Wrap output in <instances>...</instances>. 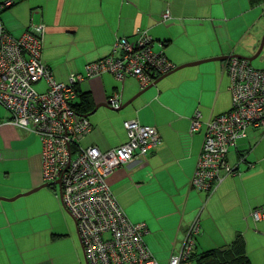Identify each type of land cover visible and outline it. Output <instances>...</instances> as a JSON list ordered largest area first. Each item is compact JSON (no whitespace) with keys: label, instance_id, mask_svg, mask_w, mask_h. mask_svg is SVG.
<instances>
[{"label":"crops","instance_id":"crops-1","mask_svg":"<svg viewBox=\"0 0 264 264\" xmlns=\"http://www.w3.org/2000/svg\"><path fill=\"white\" fill-rule=\"evenodd\" d=\"M6 1L12 5L0 11V22L11 36L44 27L41 61L59 83H67L71 74L83 75L87 64L110 55L117 38L134 41L137 29L165 44L162 49L173 69L200 62L145 91L135 78L119 81L109 73L78 83L74 107L88 115L91 125L79 145L102 153L121 146L127 141L125 121L156 128L160 144L146 157L117 168L105 181L129 221L146 225L143 241L158 264H169L181 251L195 222L196 256L216 250L228 258L234 241L241 238L249 263L264 264V220L251 216L255 209L264 211V131H250L232 155L230 149L228 164L235 174L210 193L191 187L204 138L203 126L191 132L192 119L199 114L206 123L230 109V79L223 65L231 57L248 59L256 54L264 35V3L0 0V4ZM166 12L169 18L163 19ZM259 56L260 65H251L264 70V47ZM215 58L226 59L208 61ZM83 94L90 101L84 112L79 105ZM115 94L121 106L132 102L121 111L103 107ZM10 119L0 105V264H86L75 221L63 209L56 186L22 195L44 184L41 142Z\"/></svg>","mask_w":264,"mask_h":264},{"label":"built area","instance_id":"built-area-1","mask_svg":"<svg viewBox=\"0 0 264 264\" xmlns=\"http://www.w3.org/2000/svg\"><path fill=\"white\" fill-rule=\"evenodd\" d=\"M11 5L12 1H6L0 10ZM162 17L168 19L169 14ZM43 34L44 27L38 25L15 38L0 23V105L10 114L13 126L39 138L43 182H60V202L76 223L86 263L158 264L143 241L146 225L129 221L105 181L117 168L146 157L160 144L156 128L125 121L127 141L121 146L104 153L96 147L81 148L79 142L91 125L76 111L74 100L78 83L105 73L119 81L132 77L141 89L148 87L173 69L163 44L155 43L146 30L137 29L134 41L117 38L110 55L87 64L83 75L71 74L67 83H59L41 61ZM223 67L230 79V109L206 123L196 114L191 124V132L204 127L191 187L205 193L235 174L228 164L230 149L250 131H264V70L238 58L228 59ZM41 81L46 88L37 92L34 86ZM106 104L120 108L119 95L108 98ZM251 216L264 220V211L255 209ZM198 233L195 222L169 264H188Z\"/></svg>","mask_w":264,"mask_h":264},{"label":"trees","instance_id":"trees-1","mask_svg":"<svg viewBox=\"0 0 264 264\" xmlns=\"http://www.w3.org/2000/svg\"><path fill=\"white\" fill-rule=\"evenodd\" d=\"M251 6L259 5L264 3V0H249ZM4 4V3H2ZM0 4V5H2ZM9 8V7H8ZM7 9V8H5ZM4 10V9H3ZM0 10V11H3ZM1 23V22H0ZM2 25V24H1ZM28 30V29H27ZM7 32V31H6ZM8 33V32H7ZM9 34V33H8ZM10 35V34H9ZM13 37V36H12ZM165 46V44L163 43ZM227 61V60H226ZM225 61V62H226ZM173 70V69H172ZM158 79V78H157ZM81 105L82 111L84 112L85 109H88L90 106V101L88 96L85 94L81 95ZM77 108V107H76ZM78 108V109H81ZM78 112V111H77ZM79 113V112H78ZM81 115V114H80ZM84 116V115H82ZM64 209V208H63ZM65 210V209H64ZM66 211V210H65ZM223 253H219L216 250L208 251L202 253L198 256L193 254L187 261L188 264H193V260L195 259L196 264H250L247 257L244 254V244L241 238H237L233 245L231 251L228 253V258L222 256ZM225 255V254H224ZM203 262V263H202Z\"/></svg>","mask_w":264,"mask_h":264},{"label":"water","instance_id":"water-1","mask_svg":"<svg viewBox=\"0 0 264 264\" xmlns=\"http://www.w3.org/2000/svg\"><path fill=\"white\" fill-rule=\"evenodd\" d=\"M263 47H264V35H263V37H262V39H261V41H260V45H259V47H258V49H257V52H256V54L252 57V58H248V59H246L247 61H249V63H251L254 59H256V58H258L259 57V55H260V53H261V51H262V49H263ZM231 58H238V59H243V58H241V57H238V56H235V57H231ZM226 58H215V59H212V60H208V61H223V60H225ZM230 59V58H229ZM200 63V62H199ZM199 63H192V64H187V65H184V66H179V67H177V68H174L173 70H171L170 72H168L167 74H165V75H163V76H161V77H159L158 79H156L151 85H149L148 87H146L145 89H144V91L145 90H147V89H150L151 87H153L154 85H156L160 80H162V79H164L165 77H167V76H169V75H171V74H173V73H175V72H177V71H179L180 69H182V68H185V67H190V66H195V65H197V64H199ZM143 92V91H142ZM142 92H140L137 96H139ZM136 96V97H137ZM132 101H130V102H128V103H126V104H124V105H122V106H120V108H118V109H112V108H109L107 105H103V107H105V108H109L110 110H113V111H121V110H123L124 108H126L128 105H130V103H131ZM98 107H95L94 108V111L97 109ZM93 111V112H94ZM92 112V113H93ZM85 117H88V115H86ZM58 186V189H59V198H61V187H60V182H56V183H51V184H47V183H44L43 185H41V186H39V187H37V188H35V189H33V190H31L30 192H28V193H26V194H22V195H28L29 193H33V192H36V191H38V190H40V189H42V188H46V187H49V186Z\"/></svg>","mask_w":264,"mask_h":264},{"label":"rangeland","instance_id":"rangeland-1","mask_svg":"<svg viewBox=\"0 0 264 264\" xmlns=\"http://www.w3.org/2000/svg\"><path fill=\"white\" fill-rule=\"evenodd\" d=\"M263 37V36H262ZM262 39V38H261ZM54 54V53H53ZM260 60H261V56H259L258 58H256V59H254L253 61H252V63L253 64H258V65H260ZM256 69H259V70H261L260 68H256ZM38 92H42L43 90H44V84L42 83V82H40L39 84H37V85H35V87H34ZM241 142V140H239L238 142H237V144H239ZM231 155H232V153L234 152V150L232 149L231 151ZM20 180H22V179H20ZM56 193H57V196H58V193H59V189H58V186H56ZM32 196H34V195H31L30 197H32ZM24 199H26V197L24 198ZM20 200V199H19ZM69 219H70V217H69ZM71 220V219H70ZM71 222H72V220H71ZM73 223V222H72ZM71 223V224H72ZM62 247L61 246H59V249H61Z\"/></svg>","mask_w":264,"mask_h":264},{"label":"clouds","instance_id":"clouds-1","mask_svg":"<svg viewBox=\"0 0 264 264\" xmlns=\"http://www.w3.org/2000/svg\"><path fill=\"white\" fill-rule=\"evenodd\" d=\"M244 60H246V59H244ZM249 62V61H248ZM251 64V63H250ZM252 66V65H251ZM85 117V116H84ZM76 224V223H75ZM82 247V246H81ZM83 250V249H82ZM87 264V263H86Z\"/></svg>","mask_w":264,"mask_h":264}]
</instances>
